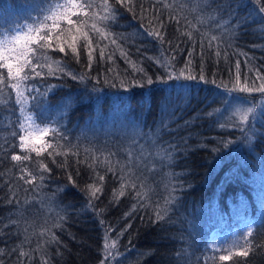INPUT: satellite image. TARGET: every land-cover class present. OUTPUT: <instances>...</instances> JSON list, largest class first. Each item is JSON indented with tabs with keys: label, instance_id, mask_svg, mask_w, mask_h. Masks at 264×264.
<instances>
[{
	"label": "trees",
	"instance_id": "trees-1",
	"mask_svg": "<svg viewBox=\"0 0 264 264\" xmlns=\"http://www.w3.org/2000/svg\"><path fill=\"white\" fill-rule=\"evenodd\" d=\"M42 3L0 0V38ZM110 3L108 39H80L77 55L54 38L25 82L46 93H28V111L58 130L43 137L55 151L20 147L14 90L0 93V264H264V12L256 0Z\"/></svg>",
	"mask_w": 264,
	"mask_h": 264
},
{
	"label": "snow or ice",
	"instance_id": "snow-or-ice-1",
	"mask_svg": "<svg viewBox=\"0 0 264 264\" xmlns=\"http://www.w3.org/2000/svg\"><path fill=\"white\" fill-rule=\"evenodd\" d=\"M117 2L123 5L125 0H117ZM256 3L259 5V11L264 12V3H262V0H256ZM36 7L39 9L38 17L32 25L27 26V31L24 30L25 26H21L19 29L15 30V34L11 36L5 35L0 38V69H6V73L0 72V93L3 92L4 88L10 87L15 91L16 103L19 104L22 109L29 98L25 95V92H28L29 95L33 92L36 93V96H31L33 101L36 100L37 96H43L46 94L44 92H40L39 89H36L35 87L26 85L25 82L31 80L33 76L42 75V73L37 72L36 69L38 67H44V65L39 62L40 58L41 56L47 58L46 49L53 47L54 38L57 42L58 50L61 53L65 52V44H67L68 48H70L73 53L78 55L76 45L80 39H83L85 42L83 47L91 49L94 36L98 35L102 39H108L111 36L108 28L110 26V22L115 21L116 19L110 0H100L99 3H97V0H43V3L37 4ZM98 8L102 9L105 14L100 15L97 11H95V9ZM73 17H75V19H73ZM49 21L52 23L49 24ZM89 21L92 22L89 23ZM62 24L64 27L61 26ZM90 33L93 35H90ZM150 34L159 36V33ZM188 35L191 37V33H188ZM68 37H70L71 42L67 39ZM62 38L64 39L62 40ZM212 39L215 40L216 37L213 36ZM111 42L116 44L115 39H112ZM102 55L103 50H101V56ZM55 63H57V67L59 68V62ZM47 66L50 69V74L55 75V72L51 71V65L49 64ZM162 66L167 68L168 63L165 62ZM25 69H27V71H25ZM59 70L63 71L62 68H59ZM140 71L143 72V69H140ZM76 78L77 77L73 76V79ZM177 78H179V76H177ZM80 79H84V77H80ZM186 79L191 80L195 79V77L189 75ZM199 79L203 80V75H201ZM258 79L261 83L259 86H256L253 82V90L264 93V76H258ZM13 81L15 82L13 83ZM149 82H151L150 78ZM247 111L251 112L253 109H248ZM25 119L30 120L31 125L30 127L25 128L23 123L20 124V130L24 133L19 137L21 141L20 147L22 149L35 152L38 156L42 151H47L48 148H53L51 143H48L46 147H43L45 143L43 137L47 136L50 131L53 134H57L58 130L49 129L48 127L43 129L39 128L38 125H35V121L32 120L31 116L25 117ZM247 119L248 117L246 114L241 115V122ZM34 133H39V135H34ZM135 134L139 135L142 133L135 132ZM14 135H16V133H14ZM37 143L41 144L42 147H35L34 144ZM60 147L63 146L61 145ZM53 151H55L54 148ZM48 154L52 155V152H49ZM73 155H78V153H73ZM111 155L114 154H110V156ZM128 155L131 157L132 153L129 151ZM12 159L16 161H24L29 160L30 157L28 155H13ZM92 159L95 163L99 158L93 156ZM102 163H104L107 170L111 172H115L117 165H119L121 170L124 168V165L119 161H117L116 164H112L110 157L105 158ZM129 163H131V161H129ZM42 168L44 171H48L46 165H42ZM29 175H31V173H29ZM40 178L43 179V176ZM99 179L102 181L104 177L99 176ZM121 179L123 180L124 176H122ZM131 186L135 187V184H132ZM98 191L99 189H96L92 195L95 196ZM120 194L123 195V192ZM137 195H139V193H137ZM169 202L170 201H166V203ZM163 218L164 217L162 215L157 213V219ZM63 219V217H60L61 221ZM53 227H60V224H54ZM260 227L264 228V224L260 225ZM45 231L51 233L50 229H45ZM43 234L44 233H41V235ZM252 235L253 231L251 226H249L244 236L245 240L247 237ZM51 236L52 241L58 243L55 233H51ZM114 246L115 245L113 244L112 247ZM233 247H240L238 240L233 242ZM108 248L109 245L106 243L105 250L107 251ZM23 254L24 253H22V255ZM236 255L246 257L248 255V250L238 251ZM219 259L226 261L230 259V255H221ZM44 264H48V262L44 261Z\"/></svg>",
	"mask_w": 264,
	"mask_h": 264
},
{
	"label": "rangeland",
	"instance_id": "rangeland-1",
	"mask_svg": "<svg viewBox=\"0 0 264 264\" xmlns=\"http://www.w3.org/2000/svg\"><path fill=\"white\" fill-rule=\"evenodd\" d=\"M24 30L25 31H27V27H25L24 28ZM14 93H15V91H14ZM25 95L26 96H28V92H25ZM15 99H16V93H15ZM235 109L236 110H241V109H243L242 107H243V104L242 103H240L239 101H235ZM18 105V107L20 108V112H21V122L24 124V126H25V128H28V127H30V125H31V121L30 120H26L25 119V117H28V116H31V118H32V120H34L33 119V116L29 113V111H28V101H27V103L24 105V107H23V109L21 108V106L19 105V104H17ZM35 125H37L36 123H35ZM39 126V125H38ZM34 127V126H33ZM45 127H47V126H39V128H41V129H43V128H45ZM49 128V127H48ZM34 135H39V133H34ZM35 145V144H34Z\"/></svg>",
	"mask_w": 264,
	"mask_h": 264
}]
</instances>
